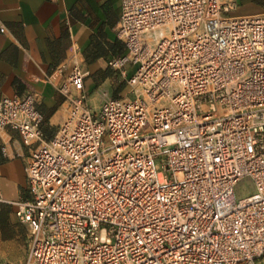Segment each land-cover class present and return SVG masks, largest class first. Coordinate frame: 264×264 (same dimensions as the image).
I'll return each instance as SVG.
<instances>
[{"label": "built area", "instance_id": "2783aa9c", "mask_svg": "<svg viewBox=\"0 0 264 264\" xmlns=\"http://www.w3.org/2000/svg\"><path fill=\"white\" fill-rule=\"evenodd\" d=\"M227 9L121 0L126 53L108 65L130 95L93 110L72 65L48 140L32 93L0 96V128L30 148L22 264H264V14Z\"/></svg>", "mask_w": 264, "mask_h": 264}, {"label": "crops", "instance_id": "0c3cea01", "mask_svg": "<svg viewBox=\"0 0 264 264\" xmlns=\"http://www.w3.org/2000/svg\"><path fill=\"white\" fill-rule=\"evenodd\" d=\"M222 2L228 16L264 14V0ZM120 15L121 0H0V96L32 93L46 140L68 117L69 105L58 87L72 65L86 73L84 89L93 110L128 88L108 65L126 52L115 33ZM29 154L17 131L0 128L1 250L18 238L13 202L27 195ZM15 263L22 264L21 258Z\"/></svg>", "mask_w": 264, "mask_h": 264}, {"label": "rangeland", "instance_id": "374dc122", "mask_svg": "<svg viewBox=\"0 0 264 264\" xmlns=\"http://www.w3.org/2000/svg\"><path fill=\"white\" fill-rule=\"evenodd\" d=\"M125 82V80H124ZM126 86V82H125ZM123 95H130L129 87L125 90ZM254 191V186L249 178L241 179L235 188L236 196L238 198L244 197ZM16 221V225H20L18 228V238L13 240L10 249L1 250L0 249V260H8L15 262V258L20 257L22 263H24L27 251H28V239L29 231L26 224Z\"/></svg>", "mask_w": 264, "mask_h": 264}, {"label": "trees", "instance_id": "16d2710c", "mask_svg": "<svg viewBox=\"0 0 264 264\" xmlns=\"http://www.w3.org/2000/svg\"><path fill=\"white\" fill-rule=\"evenodd\" d=\"M125 53H126V52H125ZM125 53H124V54H125ZM124 54H123V55H124ZM117 96H118V95H115V97H117Z\"/></svg>", "mask_w": 264, "mask_h": 264}]
</instances>
